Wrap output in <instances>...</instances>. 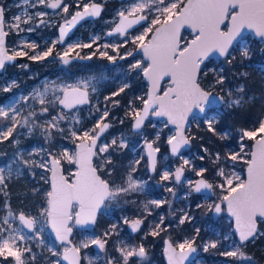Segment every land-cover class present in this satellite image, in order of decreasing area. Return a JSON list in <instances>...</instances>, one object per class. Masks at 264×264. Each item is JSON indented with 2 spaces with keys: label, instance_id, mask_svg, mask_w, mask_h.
Returning a JSON list of instances; mask_svg holds the SVG:
<instances>
[{
  "label": "snow or ice",
  "instance_id": "obj_1",
  "mask_svg": "<svg viewBox=\"0 0 264 264\" xmlns=\"http://www.w3.org/2000/svg\"><path fill=\"white\" fill-rule=\"evenodd\" d=\"M23 4L29 8L44 6L46 8L57 10L67 14L69 5L64 0H23ZM77 10L71 14V18H65L64 23L59 25L58 40L52 42V46L41 52H34L32 55L25 50L9 49L6 47V38L11 32H21L24 29L22 24H31L38 20L39 24H44L43 19L48 15L44 11L35 13L24 12L23 15L17 14L10 20L5 19V9L0 6V70L5 68L6 63L13 62L20 56H28L33 61H43L53 55V49L57 43H63L70 27L79 20L86 17H98L101 13V5L89 0L83 3L82 0L76 5ZM154 13L149 20V14ZM119 21L115 24L112 31L107 35L118 34L124 37V44H131L132 49H125L123 54L119 49L121 44H104L103 49H111L115 55H110L108 51H100L99 48L91 55L82 57L79 52L74 56L70 54L77 48H91L99 37L93 39L92 43L68 44L67 48L60 53H56L58 59L64 65H68L73 59H91L94 55L106 58L108 61L115 62L117 59L124 60L127 57L134 58V52L139 51L143 54V59L135 60L129 65L130 72L142 74L148 81V91L146 96H140L142 107L133 106L129 103V110L126 112L133 123V131H139L148 119L149 115L155 117H167V123L175 126V133L167 139L171 154L179 156L182 163L175 169V172L163 171L160 180L174 181L180 183L184 174L185 167L194 171L199 179L189 180L188 187L190 193H200L202 190L213 191L220 190L219 202L207 205V210L219 215L227 212L232 218L230 225L234 229V234L238 236L239 243L232 241L231 250H225L221 255L233 258L236 261H251L252 257L244 250L247 243L254 241L264 232L260 231V226L264 225V119L257 121L256 125L250 129H241L238 139V150L227 151L223 157L217 152L212 159L215 167V176L217 183L208 180L205 173L207 168L196 169L189 159L184 158L181 149L189 146L194 137L185 135V123L193 109H198L202 114H206V107L212 110L211 106L227 104V107H242L248 101L254 100L253 96H246V85L241 83L233 89L225 90L226 77L223 75V69L217 71L210 68L203 72L207 76L212 72L215 79L207 88L201 85L202 65L213 54L225 58L231 65L236 57L232 55L230 49L234 43L240 46L241 62L251 59V50L246 43V32L264 44V0H132L130 6L118 12ZM129 17H132L131 19ZM141 22H147L143 27ZM136 25H141L143 31L138 35H130L129 29ZM189 28L192 32V38L182 43L181 29ZM29 28L28 31H32ZM152 33L151 39L146 42V37ZM35 43L25 44L24 48L36 49ZM264 51V48L261 49ZM147 61V64L144 61ZM27 67V65H21ZM264 71V66H261ZM241 77L246 78L249 73L241 72ZM167 78V79H166ZM166 82L167 87L162 88V83ZM92 80L80 81L76 84L52 85L53 96L51 100L44 98V93L33 92V97H39L41 105L39 115L49 112L47 104L55 106L57 103L64 109H74L79 105L90 103L88 88ZM16 82L12 81L10 85L0 88V91L9 92ZM130 87L128 83H123L117 92L112 96L123 93ZM219 87L221 92L226 91L228 97L225 100L224 95H217L216 89ZM45 92L49 90V85L45 84ZM95 91V88H92ZM57 92L62 95H56ZM24 99H27L25 97ZM110 100L111 97H105ZM118 104L119 101H112ZM99 112L100 109L96 108ZM216 115L205 119L208 130L215 133L214 123L218 122ZM37 112L30 111L27 115H21V110L10 104L6 107L0 106V120L3 126L0 127V144L10 142L12 145H19V140L15 138L17 129L27 128L29 134L36 127L41 129L45 140L50 142L53 136V130L64 132L60 128V122L70 119L67 114H58L52 116L50 120L43 123L37 122ZM109 116L108 108L97 118L94 126L80 133L69 129L72 142L75 144V151L69 152L67 149L59 152H52L47 149H35L29 152L28 156L33 154L41 156L39 161L25 159V154L17 148L8 160L0 165V194L5 197L3 208L6 213L0 217V258L4 261L11 259L12 264H39L37 255L33 249L28 246L27 241L40 237L43 227L37 228V225L43 223L50 226L55 233L56 239L63 245L62 251H56L52 248L48 252L57 257L55 261H48L47 264H60L61 260L67 261V264H82V260H87V264H146L149 260V252L145 245L127 244L122 240L114 244V251L118 255H109L107 246L109 237L113 234L119 235L116 224L110 227L102 236L83 240L79 243H73L69 237L73 231V225H88L96 222L97 213L106 207L108 203L118 201L121 197L140 193L144 190L146 181L138 180L133 176L136 171L135 165L140 164V160H135L130 165L123 182L117 184L115 181L106 179L105 176H111V169L107 166L112 163L109 149L113 146L125 148L127 145L124 140L117 144L113 139L111 144H99L98 141L102 134L111 126L106 118ZM75 123L79 119L71 117ZM123 123V121H121ZM228 133L220 136L226 139ZM159 133L155 140H159ZM78 141V142H77ZM246 141H251L250 146ZM155 141L145 140L148 157V167L150 171L155 172L157 167L156 153L160 151L159 147H153ZM207 153V149H203ZM6 153H0V158L6 156ZM143 159V157H141ZM204 159L203 156L200 157ZM223 160L224 163H221ZM62 161L74 165L75 171L64 174ZM234 166L242 161L246 167V178L236 171L228 170V162ZM21 165L31 171L33 168H41L49 172L50 177L43 178L50 188L44 193L45 205L41 207L39 216L33 217L24 212L18 215L14 214L8 203L7 187L8 182L15 177L23 175ZM34 175V173H32ZM175 194L173 188L166 189ZM34 194L39 189H33ZM127 202V201H126ZM135 203V201H133ZM170 201L151 200L143 203L142 207L148 215L149 205L161 207ZM200 207V205H197ZM145 218L129 219L125 217L123 223L128 225L132 233L140 231ZM193 218L184 212L179 218V224L190 222ZM18 220L20 226H14L13 221ZM165 218L161 216L159 223L150 225V231L145 233V237L151 235L159 236L161 232L167 230L164 227ZM24 229L33 233V236L24 234ZM200 229H195V236L186 238L178 244H173L170 240H165L164 254L167 257L168 264H185L193 253L197 252L196 237L199 236ZM223 240H230L229 235H223ZM42 243V240H41ZM220 245L219 240H209L202 247L203 251L216 249ZM95 246L104 257L93 259L87 255L82 256V249H88Z\"/></svg>",
  "mask_w": 264,
  "mask_h": 264
},
{
  "label": "rangeland",
  "instance_id": "obj_2",
  "mask_svg": "<svg viewBox=\"0 0 264 264\" xmlns=\"http://www.w3.org/2000/svg\"><path fill=\"white\" fill-rule=\"evenodd\" d=\"M64 2L69 5V13L67 14L61 12L59 9L52 10L44 6L29 8L23 4V0H0V4L4 5L6 11V20H10L11 17L17 14L23 15L25 11L28 13H35L36 11L48 13L43 18L46 23L39 24V21L36 20L31 24H22L21 27L24 31L11 32L8 36V48L25 50L29 55H32L34 52H41L51 47L52 42L58 40V26L65 18L69 19L71 14L77 10L76 5L79 0H64ZM82 2L88 3L89 0H82ZM94 2L102 5V13L100 16L84 21L65 43H57L53 49L52 56L47 57L43 61H33L28 56H20V60L14 64H7L0 73V88L10 85L12 81L16 82V86L12 87L11 91L6 93L0 91V106L7 108L8 105L14 104L15 107L21 110V115H27L30 111H36L38 114L36 118L38 123L50 120L52 116L61 113L67 114L70 117V119L60 122V128L64 129L63 133L53 130V136L50 142L45 140L39 127L34 128L30 134L27 128L18 127L17 134L14 135L19 140V145L14 146L10 142L0 144V153L7 154L0 158V165L8 160L16 152L17 148L25 154V159L36 161H39L44 153H41L40 156L35 154L28 156V153L33 152L35 149L43 148L51 150L52 152L67 149L69 152H74L75 144L72 142L69 129L80 133L92 128L99 115L105 108H108L109 116L106 120L110 121L111 126L104 136L100 138L99 144L110 145L112 140L116 139L117 144L121 140H124L127 146L123 149L113 146L109 149V153L104 154H110L112 160V163L105 170L111 169L112 174L111 176L105 177L110 181H115L117 184H120L123 182L130 165L135 160H140V164L135 165L136 171L133 173V176L138 180L146 181L145 187L140 193H133L132 195L121 197L118 201L108 203L106 207H103L98 219H101V221L97 223L95 228L81 229L76 227L72 238L74 243L102 236L110 225L116 224L119 235L113 234L109 237V244L107 246L109 255H118L114 251V244L117 241L122 240L127 244H139L142 242L149 252V260L146 264H165L162 262L165 261L163 258L164 245L159 246L158 237L162 239L169 237L174 244H178L186 238L195 236V229L199 228L200 233L196 237L195 244L199 249V256L192 264H264V257L258 260V258H255L248 251L249 246L255 245L264 254V243H258L261 239L264 240V236H260L254 241L247 243L244 250L252 257L251 261H236L233 258L221 255L225 250H231L233 240L237 244L239 241L237 235L234 234V229L230 226L232 224V218L228 216L226 211L217 215L207 210V205L219 202V189H214V194L211 196L195 192L190 193L187 182L189 180L195 181L198 177L194 171L187 167H185L180 183H175L171 180L162 182L160 180V175L163 171L175 172V169L182 163L179 156H173L164 148L167 145L168 137L175 133V128L169 125L165 127L167 123L166 119H154L150 117L140 131H133V121L130 116L126 115L130 102H133V106L135 107H142L140 100L136 98L146 96L148 90V83L145 81L143 75L129 71V65L134 63L135 60L143 59V55L141 53L134 54V58L117 59L113 63L97 54L92 56L91 59L81 61L72 60L68 65L62 64L56 56V53L65 50L68 44L92 43L96 37H99V39L92 44L91 48H77L70 55L74 56L76 52H79L80 56L86 57L98 48L100 51H108L110 55H115L111 49H103L101 46L104 44H121L122 46L119 49L121 54L125 52V49H132L134 47L130 43L124 44L123 36L118 34L112 36L107 35L119 19L118 12L129 7L132 0H94ZM152 15L154 13L149 14V20ZM142 25L146 27L147 22ZM143 27L139 26L129 31V34L138 35L143 31ZM29 28L33 30L28 31ZM150 35L151 33L146 37V41L149 40ZM244 35L247 38L245 42L248 43L251 50V59L241 62L240 46L236 45L231 51L232 55L236 57V60L229 65L225 58L215 57L209 59L205 62L202 69L201 80H203V86L207 88L214 82L215 77L212 72H208V75L205 77L203 76V72L210 68H214L217 71L223 69V75L226 77L225 90H234L241 83L245 84L246 96L255 97L254 100L248 102H256L257 106L263 109L262 114L258 118L260 120L264 119V71L261 70V66H264V51H261L264 48V44L251 33ZM182 38V43L190 40L192 38L191 30L184 32ZM32 43H35L38 47L36 49L24 48L25 44ZM144 63L147 64V61L145 60ZM21 65H27V67H21ZM247 67L252 69L250 73L254 70L257 75V77L252 74L249 76V84L245 80H242L239 75L245 71L249 73ZM84 80H92V84L88 88L90 92L89 104L71 110H65L58 103L55 106L47 104L46 106L49 108V112L44 115H39L41 105L39 103V97H33L34 91L44 93V98L51 100L53 96L52 85L76 84ZM123 83H128L130 87L126 88L123 93L113 97L112 93L117 92ZM45 84L49 85L47 92L44 90ZM93 87L95 91L92 90ZM254 90H258V94L252 93ZM216 92L224 95L225 100L228 99L226 91L221 92L218 87ZM56 95H62V93L57 92ZM25 97L27 99H24ZM105 97H111V99L106 100ZM112 101H119V103L114 105ZM96 108H99L100 111H95ZM236 108H229L226 103H223L220 107L214 108V111L206 113L203 117H194L187 129V134L194 137L192 139L193 144L181 154L184 158L189 159L193 167L197 170L202 167L207 168L208 171L205 175L214 184L218 182V178L215 176L216 169L212 164V159L215 154L219 152L223 157L227 151L238 150L240 130L250 129L257 123H251L249 126L232 125L237 123L234 121H238L239 123L246 121L245 117L235 114ZM217 112L219 115L216 116L218 122L214 123V133L208 130V126L204 121L206 118L216 115ZM71 117L78 118L80 122L78 124L75 123ZM2 126L3 121L0 120V127ZM225 132L228 133V137L221 139L220 136ZM157 133L160 135L159 140H155ZM145 140L150 142L155 141L153 145L160 149L159 167L153 174L150 173L148 167ZM246 143L249 145L250 150L252 142L246 141ZM205 148L208 150L207 153L203 151ZM201 156L204 157L203 160L200 159ZM62 163L67 174L75 171L74 165L67 163V161H62ZM221 163H224L223 160ZM21 168L23 175L18 178L13 176L8 182L6 190L8 193V203L16 215L24 212L27 215L38 217L41 207L45 205L44 193L50 188L49 184L45 183L43 178L50 177V173L38 167L31 169V171L22 165ZM245 169L246 165L242 161L237 162L234 166L230 161L228 162V170L236 171L241 178H245ZM169 187L173 188L174 195L166 190ZM33 189H39V192L34 194ZM151 200L170 201V206L168 203H165L159 210V207L149 205L151 215H148L142 205ZM4 202L5 197L3 194H0V217L6 213V210L3 208ZM197 205H200V207H197ZM184 212H187L193 219L190 222H185V224L180 225L179 218ZM161 216L165 218L163 226L167 230L161 232L159 236L154 237L155 241L153 243H148L147 240L150 237L153 238V236L148 235L145 237V233L150 231V225L159 223ZM125 217L129 219L146 217V219H144V224L141 226L142 229L139 232L132 233L128 225L123 223ZM13 224L14 226H20L18 220H14ZM263 226H260L261 232H264ZM40 227H43L40 237L30 239L27 243L37 255L39 264H47L48 261H55L57 259V257L52 256L48 252V249L52 248L56 251H62L63 245L53 237L48 229V225L43 223L42 218L41 223L37 225V228ZM24 234L28 236L34 235L28 232L27 229H24ZM223 235H229L231 239L225 241L222 238ZM209 240H219L220 245L216 249H209L208 252H205L203 251L202 245ZM156 244H158V247L154 248ZM84 255L93 259L104 257V253H100L95 246L82 249V256ZM0 264H12V261L11 259L4 261L0 258ZM60 264L67 263L61 260ZM82 264H87V260H82ZM97 264H101V261L97 260Z\"/></svg>",
  "mask_w": 264,
  "mask_h": 264
},
{
  "label": "water",
  "instance_id": "obj_3",
  "mask_svg": "<svg viewBox=\"0 0 264 264\" xmlns=\"http://www.w3.org/2000/svg\"><path fill=\"white\" fill-rule=\"evenodd\" d=\"M96 3H98V2H96ZM98 4H100V3H98ZM101 5V4H100ZM0 6H3L2 4H0ZM4 7V6H3ZM101 13H102V5H101ZM100 13V14H101ZM100 16V15H99ZM98 16V17H99ZM5 18H6V15H5ZM71 18V17H70ZM69 18V19H70ZM90 18H96V17H86L85 19H83V20H79L75 25H73L72 27H70L69 29H68V31H67V34H66V36H65V41L64 42H66L67 41V39L70 37V36H72V34L74 33V31H75V29L82 23V22H84V21H86V20H88V19H90ZM130 19L132 18V17H129ZM119 21V20H118ZM117 21V22H118ZM64 23V21L60 24V25H62ZM144 23H146V22H141V24H144ZM139 26H141V25H136V26H134L132 29H129L128 31H131V30H133V29H135V28H137V27H139ZM115 27V26H114ZM113 27V28H114ZM58 30H59V28H58ZM113 30V29H112ZM112 30H110V31H112ZM187 30H191V29H189V28H187V27H185V28H183V29H181V36H183V34H184V32H186ZM109 31V32H110ZM245 34H248V32H246ZM151 36H152V33H151V35H150V38H149V40L151 39ZM258 39V38H257ZM63 42V43H64ZM147 42V41H146ZM236 46V44L234 43V45H233V48ZM6 47H7V38H6ZM232 48V49H233ZM232 49H230V51H232ZM138 53H141L142 54V52H139V51H136V52H134V54H138ZM143 55V54H142ZM215 57H220L219 55H217V54H213V55H211L210 57H209V59H212V58H215ZM220 58H223V57H220ZM208 59V60H209ZM73 60H84V59H79V58H76V59H73ZM207 60V61H208ZM14 62H16V60L15 61H13V62H10L9 64H12V63H14ZM7 64V63H6ZM203 66L204 65H202L201 67L203 68ZM4 70V69H3ZM3 70H0V73L3 71ZM167 79V78H166ZM145 81L148 83V81L145 79ZM201 85H202V83H201ZM167 87V85H166V82H164V83H162V88H166ZM202 87H204L203 85H202ZM148 91V90H147ZM88 92H89V90H88ZM216 94L217 95H222L221 93H217L216 92ZM89 101H90V92H89ZM89 104V103H88ZM85 105V104H84ZM84 105H79V106H77V107H81V106H84ZM222 105V104H221ZM221 105H213V106H211V109L212 110H208V108L206 107V113H209V112H212V111H214V108H216V107H220ZM61 106V105H60ZM62 107V106H61ZM65 110H69V109H65ZM205 114H202V113H200L199 111H198V109H193V111H192V113H190L189 114V116H188V119H187V121H186V123H185V135H188L187 134V129H188V126H189V124H190V122H191V120L194 118V117H203ZM150 117H152V118H154V119H166L167 120V117H155V116H151V115H149V117H148V119L150 118ZM148 119H146L145 120V123H144V125L142 126V128L145 126V124H146V122H147V120ZM107 122H109L108 120H106ZM110 123V122H109ZM169 126L170 127H172V128H175V126L174 125H171V124H169ZM141 128V129H142ZM140 129V130H141ZM108 130V129H107ZM106 130V131H107ZM106 131L102 134V136L101 137H103L104 136V134L106 133ZM100 137V138H101ZM100 141V140H99ZM99 141H98V145H99ZM150 142V141H149ZM192 144H193V141L191 140V143H190V145L189 146H185V147H183L180 151L181 152H183L185 149H187V148H190L191 146H192ZM153 147H155L154 145H153ZM168 147H169V150H170V146L168 145ZM147 149V148H146ZM170 152H171V150H170ZM158 154H159V152H157L155 155H156V161H157V157H158ZM247 167V166H246ZM62 168H63V171H64V174L65 175H67V173L65 172V169H64V166H63V164H62ZM51 175V174H50ZM246 175H247V173H246V169H245V178H246ZM199 179V178H198ZM202 193H204V194H207V195H213L214 194V190L213 191H211V192H209V191H206V190H202L201 191ZM101 211V210H100ZM99 211V212H100ZM99 212L97 213V218H96V222L94 223V224H88V225H84V226H80V225H73V231H72V233H71V235H70V237H69V239L74 243V241H73V235H74V232H75V228L77 227V228H81V229H93V228H95V226H96V224H97V220H98V216H99ZM227 213V212H226ZM48 229H49V231H50V233L53 235V237L56 239V237H55V233L52 231V229H51V227L50 226H48ZM238 237V236H237ZM57 240V239H56ZM167 240H170V239H167ZM58 241V240H57ZM59 242V241H58ZM172 242V241H171ZM59 243H61V242H59ZM173 243V242H172ZM174 244V243H173ZM175 245V244H174ZM165 255V254H164ZM199 256V249L197 248V252L196 253H193L191 256H190V258H189V260L188 261H186L185 262V264H192V262L197 258ZM165 259H166V261H167V257L165 256ZM63 261V260H62ZM64 263H67V261H63Z\"/></svg>",
  "mask_w": 264,
  "mask_h": 264
},
{
  "label": "trees",
  "instance_id": "obj_4",
  "mask_svg": "<svg viewBox=\"0 0 264 264\" xmlns=\"http://www.w3.org/2000/svg\"><path fill=\"white\" fill-rule=\"evenodd\" d=\"M238 69H240V68H238ZM247 69H249V75L246 78H244V77H240V78L242 80H245L249 84V76H251V74H252L253 76L257 77V75H256V72L254 70L252 71V73H250L252 69H250L248 67H247ZM201 83L203 85V80H201ZM258 92H259L258 90H254L252 93L258 94ZM262 111H263V109L261 107H258L256 102H247L242 107L235 109V112H236L235 114H238L241 117H245L246 121L244 123H239L238 121H234L237 123L232 124V125L238 124L237 126H249L251 123L257 122L258 118L262 114ZM263 228H264V226H263ZM258 243H264V240L261 239ZM249 247L252 249L248 248V251L251 254H253V256L255 258H258V260H260L262 258L261 249L259 247H256L255 245H252Z\"/></svg>",
  "mask_w": 264,
  "mask_h": 264
},
{
  "label": "flooded vegetation",
  "instance_id": "obj_5",
  "mask_svg": "<svg viewBox=\"0 0 264 264\" xmlns=\"http://www.w3.org/2000/svg\"><path fill=\"white\" fill-rule=\"evenodd\" d=\"M2 5H3V4H2ZM3 6H4V5H3ZM4 9H5V8H4ZM5 15H6V11H5ZM70 17H71V16H70ZM70 17H69V18H70ZM5 19H6V18H5ZM118 20H119V19H118ZM62 22H63V21H62ZM62 22H61V23H62ZM61 23H60V24H61ZM82 23H83V22H82ZM82 23H81V24H82ZM116 23H117V22H116ZM114 26H115V25H114ZM58 28H59V26H58ZM77 28H78V27H77ZM77 28L75 29L74 33L76 32ZM74 33H73V34H74ZM58 34H59V30H58ZM73 34H72V35H73ZM70 37H71V36H70ZM70 37H69V38H70ZM69 38H68V39H69ZM68 39H67V40H68ZM7 43H8V37H7ZM64 43H65V42H64ZM60 44H63V43H60ZM7 47H8V45H7ZM20 58H21V57H17L16 62H17L18 60H20ZM74 61H76V60H74ZM14 63H15V62H14ZM14 63H12V64H14ZM7 64H9V63H7ZM7 64H6V65H7ZM6 65H5V66H6ZM109 122H110V121H109ZM139 131H140V130H139ZM99 143H100V141H99ZM155 147H156V146H155ZM164 148L170 152L169 147H168V144L165 145ZM145 149H146V145H145ZM170 153H171V152H170ZM181 153H182V152H181ZM146 155H147V149H146ZM159 157H160V154H158V157H157V167H156V170H157V168L159 167V165H158V163H159ZM121 160H122V159H121ZM147 160H148V157H147ZM62 164H63V163H62ZM63 166H64V165H63ZM64 169H65V168H64ZM121 169H123V167H121ZM149 171H150V169H149ZM150 173L153 174L154 172L150 171ZM105 178H106V177H105ZM198 178H199V177H198ZM198 178H197V179H198ZM106 179H107V178H106ZM200 194L207 195V194H204V193H202V192H200ZM208 196H211V195H208ZM101 210H102V209H101ZM159 210H160V207H159ZM99 214H100V212H99ZM98 219H99V216H98ZM100 221H101V219H100V220H97V223L100 222ZM96 225H97V224H96ZM128 227H129V226H128ZM141 229H142V228H141ZM141 229H140V230H141ZM130 230H131V229H130ZM138 232H139V231H138ZM160 238H161V237H158V244H159V246H160V245H164V246H163V250H164V248H165V243H164V241L167 240V239H170V238H169V237H166L165 239H164V238H163V239H162V238L160 239ZM154 241H155L154 237H153V238L150 237V239L147 240L148 243H150V242L153 243ZM170 241H172V240L170 239ZM172 242H173V241H172ZM162 243H163V244H162ZM158 244H156V246H155L154 248L158 247V246H157ZM195 246H196V245H195ZM261 256L264 257L263 252H261ZM163 258H164L165 261H162V262L165 263V264H168V262H167L166 259H165L164 251H163ZM197 258H198V257H197ZM197 258H196V259H197ZM192 263H193V262H192Z\"/></svg>",
  "mask_w": 264,
  "mask_h": 264
}]
</instances>
